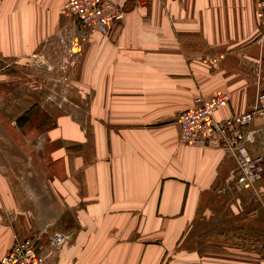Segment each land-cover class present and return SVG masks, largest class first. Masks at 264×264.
Segmentation results:
<instances>
[{"label":"crops","instance_id":"obj_1","mask_svg":"<svg viewBox=\"0 0 264 264\" xmlns=\"http://www.w3.org/2000/svg\"><path fill=\"white\" fill-rule=\"evenodd\" d=\"M65 2L0 0V59L67 70L52 90L67 98L37 99L51 109L38 146L0 131V258L34 235L46 264H264V177L236 187L232 159L181 145L177 122L198 97L228 96L218 119L253 109L264 90L254 0L127 3L109 36L79 31ZM246 135L264 159L258 119Z\"/></svg>","mask_w":264,"mask_h":264},{"label":"built area","instance_id":"obj_2","mask_svg":"<svg viewBox=\"0 0 264 264\" xmlns=\"http://www.w3.org/2000/svg\"><path fill=\"white\" fill-rule=\"evenodd\" d=\"M147 0H66L63 16L79 25L84 34L109 36L121 24L126 4H145ZM255 17L264 38V0H254ZM229 98L220 94L209 99L198 97L195 105L178 115L181 145L211 148L225 152L234 162L236 187L254 189L264 177V159L253 157L247 147L246 129L258 119L264 126V90L258 88L251 111L218 119L215 113L226 107ZM236 173V175H235ZM0 264H46L34 235L16 239Z\"/></svg>","mask_w":264,"mask_h":264},{"label":"rangeland","instance_id":"obj_3","mask_svg":"<svg viewBox=\"0 0 264 264\" xmlns=\"http://www.w3.org/2000/svg\"><path fill=\"white\" fill-rule=\"evenodd\" d=\"M77 28L79 31H83L79 25H77ZM22 62L23 61H21V63H19V61H12L11 64L9 61L0 59V84H3L4 82L3 79L5 78L3 75H5V72L10 71L11 69L14 76L10 78L9 83L11 82V84H15V89H18L17 91H13V96L11 98L5 95V98L2 101H6V105L2 104L0 108V123L2 122L0 125V131L6 133L5 131L9 132L10 130H15L17 133H20V131L24 134L26 133L32 139L27 141V146L36 147L38 146L39 141L38 138L35 139V135L37 133L40 134L42 129H44L47 120L49 119V110H51L40 106L37 107V99L40 98L42 93L47 94L48 99L67 98V92H60V90L52 91L56 85L60 86V89L61 86L66 85L67 77L62 75L65 68L57 63L52 65V70L49 72V75H46L38 73L30 60L25 63ZM65 71L67 70L65 69ZM51 73L56 75H51ZM20 82H22L23 86H26L27 89L25 87V90L19 91ZM23 92L25 93L23 94ZM21 98L25 103H28V105L31 104L32 107L25 108L19 105L16 101ZM9 99H11L12 102ZM26 126L27 128L25 129ZM219 226L227 227V225Z\"/></svg>","mask_w":264,"mask_h":264}]
</instances>
